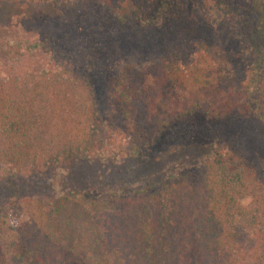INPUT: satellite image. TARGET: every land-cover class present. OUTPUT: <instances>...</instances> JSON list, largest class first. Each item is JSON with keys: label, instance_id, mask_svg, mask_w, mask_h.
Listing matches in <instances>:
<instances>
[{"label": "trees", "instance_id": "1", "mask_svg": "<svg viewBox=\"0 0 264 264\" xmlns=\"http://www.w3.org/2000/svg\"><path fill=\"white\" fill-rule=\"evenodd\" d=\"M57 1L96 3L151 27L176 0ZM198 2L226 14L209 21L224 38L214 46L221 56L121 64L102 131L93 86L70 64L0 78V180L33 184L8 202L25 221L0 208V264H264V180L233 148L218 145L199 176L135 182L160 134L182 118L254 115L264 127V0ZM20 49L0 43L8 59ZM42 178L50 194L38 192Z\"/></svg>", "mask_w": 264, "mask_h": 264}, {"label": "rangeland", "instance_id": "2", "mask_svg": "<svg viewBox=\"0 0 264 264\" xmlns=\"http://www.w3.org/2000/svg\"><path fill=\"white\" fill-rule=\"evenodd\" d=\"M236 1L244 4L248 0ZM198 4L194 0H176L170 5L166 20L141 27L133 21H118L96 3L0 0V43L20 42L22 51L14 59L0 54V78L70 64L68 68L87 76L93 86L96 110L101 117L97 118L96 126L102 131L106 127L103 117L107 89L121 64L147 63L160 57L188 63L193 55L202 52L214 59L221 56L214 46L218 47L224 38L217 36L209 21L226 14L223 11L208 14ZM220 144L245 156L264 180V127L258 119L254 115H231L214 121L199 112L172 123L160 134L157 145L152 147L155 157L145 163L149 169H140V181L135 182L144 186L147 181L154 185L182 174L199 176L203 162ZM93 164L97 169L98 162ZM47 183L45 178L39 180L38 192L50 194L51 186L42 187ZM32 191L31 183L0 180V208H8L13 224L25 221L27 214L10 208V198ZM240 239L244 244L251 240L248 236Z\"/></svg>", "mask_w": 264, "mask_h": 264}]
</instances>
